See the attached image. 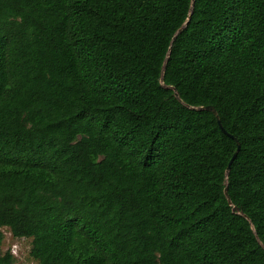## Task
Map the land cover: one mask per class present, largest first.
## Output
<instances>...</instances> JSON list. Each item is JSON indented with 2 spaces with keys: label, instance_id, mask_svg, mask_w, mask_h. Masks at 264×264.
I'll use <instances>...</instances> for the list:
<instances>
[{
  "label": "trees",
  "instance_id": "trees-1",
  "mask_svg": "<svg viewBox=\"0 0 264 264\" xmlns=\"http://www.w3.org/2000/svg\"><path fill=\"white\" fill-rule=\"evenodd\" d=\"M2 227L37 264H264V0H0L16 264Z\"/></svg>",
  "mask_w": 264,
  "mask_h": 264
},
{
  "label": "rangeland",
  "instance_id": "rangeland-1",
  "mask_svg": "<svg viewBox=\"0 0 264 264\" xmlns=\"http://www.w3.org/2000/svg\"><path fill=\"white\" fill-rule=\"evenodd\" d=\"M4 234L2 250H9L16 259V264H37L30 255L31 238L14 237L7 227H2Z\"/></svg>",
  "mask_w": 264,
  "mask_h": 264
},
{
  "label": "water",
  "instance_id": "water-1",
  "mask_svg": "<svg viewBox=\"0 0 264 264\" xmlns=\"http://www.w3.org/2000/svg\"><path fill=\"white\" fill-rule=\"evenodd\" d=\"M173 91H174L175 96H177V93H176V91H175L174 88H173ZM204 108L210 110V111L214 114V116H215V118H216V120H217V123H218L220 129H221L224 133L228 134L231 138H233V139L236 141V144H237L236 150H235L234 153L232 154V156H231V158H230V160L228 161V164H227V166H226V171H228L229 168H230L231 163L233 162L234 158L236 157V155H237V153H238V150H239V143H238V141L236 140V138H235L233 135H231L230 133H228V132L223 128V126H222V124H221V122H220L219 116H218V114H217L215 108H214L212 105H207V106H205ZM224 192H225V195L227 196L228 202L230 203V199L228 198V195H227V192H226V188H225Z\"/></svg>",
  "mask_w": 264,
  "mask_h": 264
}]
</instances>
